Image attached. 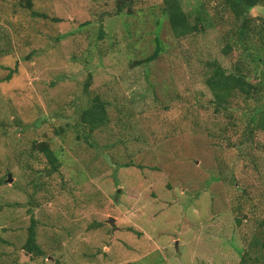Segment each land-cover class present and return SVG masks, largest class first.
<instances>
[{"label": "rangeland", "instance_id": "374dc122", "mask_svg": "<svg viewBox=\"0 0 264 264\" xmlns=\"http://www.w3.org/2000/svg\"><path fill=\"white\" fill-rule=\"evenodd\" d=\"M24 1L0 0V264H264V130L246 142L241 117L264 91L230 120L206 85L241 53L224 52L235 18L181 0L205 27L177 38L164 0ZM97 95L109 122L89 131ZM32 225L43 255L24 248Z\"/></svg>", "mask_w": 264, "mask_h": 264}, {"label": "trees", "instance_id": "16d2710c", "mask_svg": "<svg viewBox=\"0 0 264 264\" xmlns=\"http://www.w3.org/2000/svg\"><path fill=\"white\" fill-rule=\"evenodd\" d=\"M121 1L125 2L124 0ZM218 2L225 11H228L231 16L235 18V27L233 29L235 31L232 35L227 37L224 52L228 54L238 49L241 51L231 71H228L217 61L209 62V69L211 72L208 73L206 78V85L212 94L209 103H211L215 112H222L226 115V112L228 114L229 112L238 110V106L234 105L236 98L250 100L258 96L259 100L261 97L260 93L264 91V58L260 59V51H264V16H252L250 14L251 10L254 8L261 13L262 11L260 8L264 9V0H218ZM23 6L26 9L32 10L33 0H25ZM120 9H122V5ZM163 14L167 17L171 31L177 38L201 31L205 27L202 26L206 17L202 5L197 8L195 22L192 21V17L184 9L181 0H164ZM32 15L47 17V14L36 10L32 11ZM160 44L161 40L157 39V45L159 47L151 56L145 59L147 62L155 60L158 57L159 51L161 50ZM250 58L251 61L257 62V65L261 64V66L258 67L259 74L248 65ZM138 62L140 61H137V63ZM13 72H15V70H12L7 78H11ZM252 76L257 77L260 82H253L250 79ZM88 85L89 82L87 83V86ZM241 112L243 114L241 117L243 118L244 116L246 118L245 122L247 121L244 126L245 132L243 136L246 137V142H249L253 140L257 130H264V106L258 104L248 110L245 107ZM226 116L230 120H234V117H236L233 116L232 113ZM80 122L84 126H87L89 131L100 129L109 122L106 103L103 102L101 97L98 95L95 96L90 105L81 112L79 123ZM235 125L238 124H236L235 121H230L225 126L226 131L233 130L234 127H236ZM37 148L45 154L53 167L52 169L57 170L59 156L51 148L50 144L47 142H40ZM24 248L30 254H44L43 249L37 242L34 225L29 228V237ZM258 259L259 256H253L248 251V253L246 252L245 254L243 264H258Z\"/></svg>", "mask_w": 264, "mask_h": 264}, {"label": "water", "instance_id": "95a60500", "mask_svg": "<svg viewBox=\"0 0 264 264\" xmlns=\"http://www.w3.org/2000/svg\"><path fill=\"white\" fill-rule=\"evenodd\" d=\"M8 180H9V182H12L13 181V178H12L11 174H9ZM109 223H111L112 225H114L115 224V218L114 217H111L109 219Z\"/></svg>", "mask_w": 264, "mask_h": 264}]
</instances>
